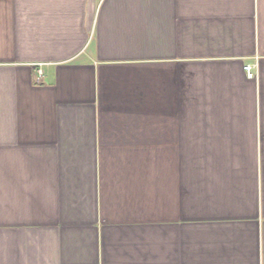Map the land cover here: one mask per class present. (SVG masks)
Here are the masks:
<instances>
[{"label": "crops", "instance_id": "1", "mask_svg": "<svg viewBox=\"0 0 264 264\" xmlns=\"http://www.w3.org/2000/svg\"><path fill=\"white\" fill-rule=\"evenodd\" d=\"M0 264H264V0H0Z\"/></svg>", "mask_w": 264, "mask_h": 264}, {"label": "built area", "instance_id": "2", "mask_svg": "<svg viewBox=\"0 0 264 264\" xmlns=\"http://www.w3.org/2000/svg\"><path fill=\"white\" fill-rule=\"evenodd\" d=\"M244 69H245V71L251 72V73L253 71V67L252 66H245ZM39 74H42V71L41 70L39 71Z\"/></svg>", "mask_w": 264, "mask_h": 264}]
</instances>
